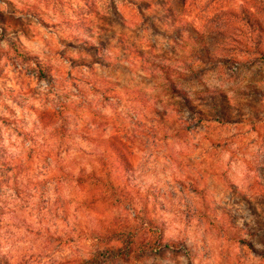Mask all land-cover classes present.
I'll return each mask as SVG.
<instances>
[{
    "label": "rangeland",
    "instance_id": "1",
    "mask_svg": "<svg viewBox=\"0 0 264 264\" xmlns=\"http://www.w3.org/2000/svg\"><path fill=\"white\" fill-rule=\"evenodd\" d=\"M112 228L103 264H264V0H0V264Z\"/></svg>",
    "mask_w": 264,
    "mask_h": 264
},
{
    "label": "trees",
    "instance_id": "2",
    "mask_svg": "<svg viewBox=\"0 0 264 264\" xmlns=\"http://www.w3.org/2000/svg\"><path fill=\"white\" fill-rule=\"evenodd\" d=\"M231 16H234L236 18H240L245 21L246 23V29L251 35L252 40L254 41V44L257 45V41L255 39V26L254 22L255 20L249 15L244 14L241 16L240 13L232 12L230 11ZM242 17V18H241ZM247 33V32H246ZM253 44V46H254ZM255 47V46H254ZM44 74H41V76ZM149 223L151 224V227H158L156 222L152 219H150ZM133 231V230H132ZM133 233L134 232H127L126 229H119V228H112L108 230L105 234L101 236L102 241L108 243V247H106L105 250H101L99 252H96L93 256L86 259L88 264H103L105 258H102L104 255L106 257L110 255H126L133 249V245L135 243V240L133 239Z\"/></svg>",
    "mask_w": 264,
    "mask_h": 264
}]
</instances>
